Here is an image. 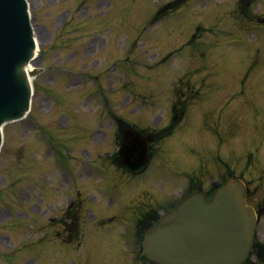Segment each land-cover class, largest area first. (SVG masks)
<instances>
[{
  "label": "rangeland",
  "instance_id": "374dc122",
  "mask_svg": "<svg viewBox=\"0 0 264 264\" xmlns=\"http://www.w3.org/2000/svg\"><path fill=\"white\" fill-rule=\"evenodd\" d=\"M28 1L40 72L33 112L4 127L0 264H158L142 255L141 231L189 190L212 194L242 177L249 199L264 198V22L256 18L264 0H252L248 15L239 0H180L154 24L169 0ZM182 111L152 140L145 171L111 166L110 112L155 133ZM53 142L66 166L79 153L106 168L101 181L77 183L90 186L79 185L88 198L77 209L78 237Z\"/></svg>",
  "mask_w": 264,
  "mask_h": 264
},
{
  "label": "water",
  "instance_id": "95a60500",
  "mask_svg": "<svg viewBox=\"0 0 264 264\" xmlns=\"http://www.w3.org/2000/svg\"><path fill=\"white\" fill-rule=\"evenodd\" d=\"M34 50L26 1L0 0V144L3 123L29 108L31 85L25 66ZM128 134L122 156L140 166L147 159V139ZM245 191L237 179L221 186L210 201L200 191L187 195L148 230L145 253L164 264L240 263L251 249L256 223Z\"/></svg>",
  "mask_w": 264,
  "mask_h": 264
},
{
  "label": "flooded vegetation",
  "instance_id": "af4514ba",
  "mask_svg": "<svg viewBox=\"0 0 264 264\" xmlns=\"http://www.w3.org/2000/svg\"><path fill=\"white\" fill-rule=\"evenodd\" d=\"M260 219V229L257 231L255 240L256 257H264V200L256 204Z\"/></svg>",
  "mask_w": 264,
  "mask_h": 264
},
{
  "label": "bare ground",
  "instance_id": "6f19581e",
  "mask_svg": "<svg viewBox=\"0 0 264 264\" xmlns=\"http://www.w3.org/2000/svg\"><path fill=\"white\" fill-rule=\"evenodd\" d=\"M38 43H39V40H38ZM38 52V51H37ZM35 66L32 64L29 66V70L33 69Z\"/></svg>",
  "mask_w": 264,
  "mask_h": 264
}]
</instances>
